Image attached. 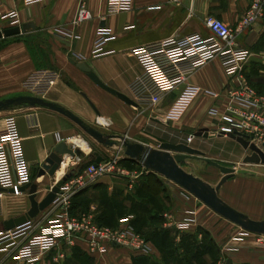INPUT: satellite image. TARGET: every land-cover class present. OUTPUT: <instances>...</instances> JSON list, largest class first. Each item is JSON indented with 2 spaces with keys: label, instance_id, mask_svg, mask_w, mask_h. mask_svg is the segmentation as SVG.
Returning <instances> with one entry per match:
<instances>
[{
  "label": "crops",
  "instance_id": "1",
  "mask_svg": "<svg viewBox=\"0 0 264 264\" xmlns=\"http://www.w3.org/2000/svg\"><path fill=\"white\" fill-rule=\"evenodd\" d=\"M83 2L91 17L76 24ZM132 2L133 8L130 11L109 15L106 12L107 0H51L30 6H25L22 0H2V11L17 8L22 17L20 26L28 23L34 27L30 26L21 34L6 37L8 40L16 38L10 42L5 40L4 42L8 44L0 42V100L13 97L19 89L23 90L21 80L31 72L53 69L60 72L61 79L44 99L72 111L87 125L91 126L98 123V119H105L108 124H113L114 130L136 132L150 128L152 131L163 133L159 136L161 142L184 139L200 128L210 129L207 125L210 110L213 107L224 109L229 100V91L239 84L225 75L218 59L201 67L184 84L168 93L155 109L136 108L125 103L98 86L73 62H86L106 85L132 98L131 85L143 74V68L133 55V49L193 32L209 36L210 30L205 25V20L210 15L234 28L237 31L238 44L251 51L252 55L243 65L241 76L264 93V17L253 26L244 30L238 29L252 0H132ZM38 9L40 13L33 15V11ZM60 27L66 28L73 37L68 35L63 38L56 34ZM5 28L13 27L4 26L3 30ZM100 28L110 30L112 38H106L102 50L95 54ZM4 58H8L7 63ZM15 59L21 60L22 66L11 62ZM16 75L19 78L17 80ZM22 93L26 92L23 90ZM88 99L96 106L99 114ZM13 110L16 111V115L13 114ZM13 110H9L8 113L3 111L0 119L9 114L16 117L23 153L32 174L30 181L34 182L32 180L35 175L39 184L38 200H41L47 194L42 193L44 188H48L51 183L54 185L59 178L57 175L38 177L42 164L59 143L56 133H60L65 140L83 136L79 133L74 134L78 130L72 120L49 108L23 105ZM193 137L227 142L235 149L244 150L231 138H218L214 135L208 138ZM86 152L88 155L91 154V150ZM159 178L155 179L163 187ZM113 179L121 183L129 182L127 185L134 188L135 181L132 186L128 177L106 176L74 197L76 209L81 205L77 202L78 198L90 190H98ZM174 187H169L170 190L163 188V192L168 193L163 198L168 208L166 211L164 206L159 213L158 220L163 226L156 237L148 236L153 254L133 256L127 250L117 247L110 249L105 255H100L90 252L87 243L78 239L74 245L62 242L37 264H214L222 257L227 258L228 264H264V243H258L251 237L242 241L233 240L240 232V227L229 221L228 224L220 221L218 226H212L208 225L207 218L205 217V220L202 216L197 225L186 231L167 227L164 217L167 213H172L175 219H181L185 210H196L198 214L204 212V216H208L204 208L199 206L197 198L192 197L183 188L177 189L176 184ZM140 191L155 194L153 189L144 186ZM4 193L0 200V230L7 220L25 215L31 206L27 191L19 196L11 191ZM136 195L135 189L133 197ZM159 204L162 205L161 200ZM97 207L96 204L90 206L95 211ZM44 214L45 211L41 212L35 220L39 222ZM133 217V225L140 228L139 219ZM7 243L5 241L0 247ZM13 251V247L0 250V264L9 258Z\"/></svg>",
  "mask_w": 264,
  "mask_h": 264
},
{
  "label": "built area",
  "instance_id": "2",
  "mask_svg": "<svg viewBox=\"0 0 264 264\" xmlns=\"http://www.w3.org/2000/svg\"><path fill=\"white\" fill-rule=\"evenodd\" d=\"M48 1L51 0H22V3L30 6ZM1 7L2 0L0 32L4 26L16 27L22 24V17L17 8L2 11ZM132 8V0H107L106 12L109 15L118 14ZM90 17L83 2L76 24L89 20ZM263 17L264 0H252L238 29L244 30L253 26ZM205 25L210 30L209 36L193 32L133 49V55L143 68V74L131 85L132 99L139 105L138 108L155 109L168 93L184 84L201 67L218 59L225 75L239 84L229 91V100L224 112H221L220 107H213L210 110L209 115L215 117L221 124L215 131L210 128V134L219 137L244 134L251 142L261 145L264 143V95L259 94L241 76L243 65L252 55L251 51L238 44L237 31L227 22L210 15L206 18ZM56 34L63 38L72 36L64 27L58 28ZM111 35L110 30L99 29L95 54L102 50L104 40L112 38ZM60 79L61 74L57 70L39 69L28 74L23 79L21 87L30 95L44 98ZM56 137L59 142L67 141L74 149L88 155L86 149L74 141L83 138L65 140L60 133H56ZM191 139H194L192 134L188 141ZM124 140L126 139H123V143ZM86 144L88 150H92L88 141ZM124 151L125 147L122 144L120 153L124 154ZM83 154L74 157L65 155L64 160L68 158V166L56 182L65 176L67 179L39 222L35 218L12 231L0 233V245L8 242L0 247V250H7L9 247H13L14 250V253L1 264H37L62 242L74 245L78 239L87 243L90 252L100 255H105L110 249L117 247L127 250L133 256L153 254L150 240L133 225V216L121 218L117 227H109L97 222L94 208L76 215L72 213L74 197L104 177L110 175L128 177L131 183H134V180L148 170L142 166L143 170L140 173L131 171L122 164L120 157L114 156L100 162L96 160L82 172L74 174L76 167L83 160ZM30 175V166L23 153L16 117L13 114L6 115L0 119V200L4 197L5 191L21 195L22 188L31 182ZM198 215L196 210H185L181 219H175L172 213H167L164 215L165 225L186 231L198 224ZM249 237L255 238L258 243H264V234L252 233L241 228L233 240L242 241ZM12 239L18 240L12 242ZM215 264H228L227 258H219Z\"/></svg>",
  "mask_w": 264,
  "mask_h": 264
},
{
  "label": "rangeland",
  "instance_id": "3",
  "mask_svg": "<svg viewBox=\"0 0 264 264\" xmlns=\"http://www.w3.org/2000/svg\"><path fill=\"white\" fill-rule=\"evenodd\" d=\"M33 13V15H37L40 13V11L38 9L33 11ZM5 40L8 39L6 37L2 38L0 39V42L3 41V44H8L5 43ZM11 40H16V38H13ZM11 40L8 41L10 42ZM4 60L5 63H7L6 61L8 60V58H4ZM11 62L21 64L20 66H22L21 60L15 59L11 60ZM15 70L13 72V75L16 74ZM15 79H19L17 75L15 76ZM22 81L23 79L21 80V82ZM255 89L259 94L264 95V93L259 91L257 88ZM22 92L23 90L19 89V91L15 92V95L13 97L24 94ZM17 108L19 107H13L10 110ZM224 110L225 108L221 109V112H224ZM8 112L10 111H5V113ZM2 114L3 112L0 113V116H2ZM13 114L16 115V111L13 110ZM207 125L215 131L221 124L215 117L209 116ZM74 126L78 130L74 134H81V136H83L81 138L88 141L92 146L91 155H84L83 160L76 167L74 174H76L77 172H82L94 159L102 158V160H107L114 156L120 157L121 162L129 170L140 173L143 170L140 164L128 161L123 162L124 160L131 161L130 159H127L125 157L123 152L120 153L123 139H126L129 142H141L146 146L159 147L162 141L159 136L163 134L161 133V131H152V129L150 128L148 130L143 129V131L138 130L136 132H130L129 130L125 131L123 129L114 130L112 123L108 124L105 119H98V123H94V125L91 126H94L107 136L111 137V140L114 141L115 144L113 146H108L96 141L94 138L85 133L77 124H74ZM216 137L220 138L219 136ZM225 138L229 137L226 136ZM173 142L188 143L191 146L204 150L208 157H214L213 155H215L214 159L224 165L235 167L237 169H248L250 171H253L252 173L247 174L237 173L235 176L230 178L221 187L220 196L235 208L249 214L252 218L264 219V164H245L244 155L249 152L248 150L235 149L230 144H228L227 142L224 143L223 141H208L200 138H195L188 141V136L184 139H176ZM183 167L187 171L202 177L204 180L210 182L213 185H217L222 177V173L218 168L208 164L203 160H189L183 164ZM150 174L151 173H149V171L145 170L141 178H137L136 180H134L135 185L133 184V182L131 183L132 186L134 185V188H131L129 187V185H127L129 182L121 183V181L113 179V182L108 181V183H105L101 187H99L98 190L88 191L86 194L78 198L77 202L83 201L85 203H82L83 208L77 209L76 213L80 214L81 212H89L91 210L90 206L96 204L98 207L95 211V215L99 217L101 223L109 225L110 227H116L118 224L117 222L121 217L135 216L139 219V225L141 226L140 228L143 234H145V236L156 237L158 231L163 226V223H161L158 218L159 213L162 211L163 207L166 206L163 198H165V196H167L168 194L163 192V188H168V190H170L169 187L175 188V183L166 178L162 177L160 179L159 176L157 177V175L154 176ZM30 176H32V174ZM155 178H159L163 187L159 185ZM32 181L37 182L35 175L33 176ZM49 185L51 186L52 183ZM143 186L153 189L155 193L153 195H155L156 197H154L150 193L140 191L142 190ZM111 187H113L112 190L110 189ZM176 188L183 190L178 185H176ZM135 189L137 191V195L136 197H133ZM42 193H48V189L44 188ZM192 197L194 196L192 195ZM160 200L163 206L159 204ZM199 206H202L204 208L203 210L206 212V214H208V216H204V212H202L198 215V221H201L200 218L203 216V219H205V217L207 218V220H205L208 225L211 224L212 226H218V223L220 221L227 222L228 224V221H226V219L214 213L200 200ZM167 208L168 206H166L165 210ZM150 219H152V221Z\"/></svg>",
  "mask_w": 264,
  "mask_h": 264
},
{
  "label": "water",
  "instance_id": "4",
  "mask_svg": "<svg viewBox=\"0 0 264 264\" xmlns=\"http://www.w3.org/2000/svg\"><path fill=\"white\" fill-rule=\"evenodd\" d=\"M30 26L34 27L33 24L25 23L22 26L5 28L2 32H0V39L21 34ZM73 62L102 89L113 94L129 105L136 108L139 107V105L132 98L106 85L86 62ZM88 101L97 114H99L100 112L92 101L89 99ZM23 105L30 107H46L57 111L68 117L85 133L101 144L108 146H113L115 144V142L111 140L110 136H107L94 126L87 125L81 117L74 114L72 111L53 102L46 101L42 97L24 94L0 100V112L8 111L13 107H21ZM193 136L208 138L213 135L210 134V129L208 127H204L197 130ZM228 137L237 141L245 150L250 152V154H247L244 157L245 164H264V143L259 146L255 142H251L244 134L239 133L229 134ZM123 144L125 147L124 154L127 159H130L145 167L150 172L175 183L204 203L217 215L237 225L241 229L252 233L264 234V219L252 218L249 214L235 208L220 196L221 187L230 178L235 176L237 173L247 174L252 173V171L224 165L219 161L208 157L205 151L184 142L175 143L163 141L160 143L159 147L146 146L141 142H129L127 140H124ZM78 154H81V151L79 149H74V147L69 145L67 141L59 142L46 158L44 164H42L38 172V177L46 175L55 177L63 164L65 155L74 157ZM192 159L203 160L218 168L222 173L219 183L217 185H213L204 180L202 177L187 171L183 167V164ZM101 160L102 158H98L97 162H100ZM66 179L67 176L57 181L56 184L49 186L47 188L48 193L41 200H38L39 184L37 182H30L25 185L22 188V191L28 192L31 204L29 211L21 217L7 220L4 224H2L0 233L12 231L15 228L35 219L41 212L45 211L55 201L57 194L60 192V188Z\"/></svg>",
  "mask_w": 264,
  "mask_h": 264
},
{
  "label": "bare ground",
  "instance_id": "5",
  "mask_svg": "<svg viewBox=\"0 0 264 264\" xmlns=\"http://www.w3.org/2000/svg\"><path fill=\"white\" fill-rule=\"evenodd\" d=\"M74 141L78 145H80L81 147L85 148L86 150L89 149L87 144H86V141L84 139L83 140L82 139H75ZM67 166H68V158L64 160L61 168L58 170L56 175L59 176V177L62 176V174L66 171Z\"/></svg>",
  "mask_w": 264,
  "mask_h": 264
},
{
  "label": "trees",
  "instance_id": "6",
  "mask_svg": "<svg viewBox=\"0 0 264 264\" xmlns=\"http://www.w3.org/2000/svg\"><path fill=\"white\" fill-rule=\"evenodd\" d=\"M90 155H91V154H90ZM96 160H97V159L92 160L89 164L94 163ZM126 161L136 163V162H134V161H132V160H131V161H129V160H124L123 162H126ZM140 166H141V165H140ZM141 167H142V166H141ZM149 173H151L150 175H154V176H156V174H154V173H152V172H150V171H149ZM157 176H158V175H157ZM82 193H83V192H82ZM83 195H84V194H83ZM82 203H85V202H83V201L80 202V204H81V205H80V208H83ZM76 211H77V209H76V205H74V203H73L72 213L76 215V214H77ZM82 211H83V210H82ZM84 211H85V210H84ZM81 213H82V212H81ZM96 218H97V222H98L99 224H101V225H105V224H103V223L100 222L98 216H96ZM105 226H109V225H105ZM109 227H110V226H109ZM136 229H137L138 232H141V233L143 234V232L141 231V229H140L139 227L136 226ZM143 235L145 236V234H143ZM146 238L149 240L148 236H146ZM215 263H216V262H215ZM215 263H214V264H215Z\"/></svg>",
  "mask_w": 264,
  "mask_h": 264
},
{
  "label": "flooded vegetation",
  "instance_id": "7",
  "mask_svg": "<svg viewBox=\"0 0 264 264\" xmlns=\"http://www.w3.org/2000/svg\"><path fill=\"white\" fill-rule=\"evenodd\" d=\"M262 144H263V143H262ZM262 144H261V145H262ZM261 145H259V146H261ZM248 154H250V152H248Z\"/></svg>",
  "mask_w": 264,
  "mask_h": 264
}]
</instances>
